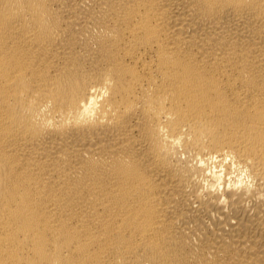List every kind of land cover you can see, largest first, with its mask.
<instances>
[{
    "label": "bare ground",
    "instance_id": "6f19581e",
    "mask_svg": "<svg viewBox=\"0 0 264 264\" xmlns=\"http://www.w3.org/2000/svg\"><path fill=\"white\" fill-rule=\"evenodd\" d=\"M161 128L264 192V0H0V264H264V200L197 199Z\"/></svg>",
    "mask_w": 264,
    "mask_h": 264
},
{
    "label": "clouds",
    "instance_id": "9594fccd",
    "mask_svg": "<svg viewBox=\"0 0 264 264\" xmlns=\"http://www.w3.org/2000/svg\"><path fill=\"white\" fill-rule=\"evenodd\" d=\"M106 95V93H105ZM168 119H173L171 115ZM160 134L163 137V152L166 157L185 162L187 172L190 173V183L185 186L188 192L193 191L197 199L208 200L218 196L214 203L228 209L229 198L225 192L231 191L233 199L241 195L245 198V206L250 203L247 200L253 192H256V200H264V192L257 191V178L252 175L247 162L240 160L234 151L221 149L210 151L207 147H201L199 151H185V142H193L192 135H186V128H182L175 136L168 135V130L161 128ZM208 137L204 133L199 134V143L206 145Z\"/></svg>",
    "mask_w": 264,
    "mask_h": 264
}]
</instances>
